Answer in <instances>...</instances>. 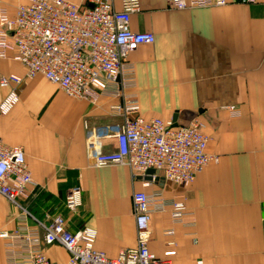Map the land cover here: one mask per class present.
<instances>
[{
  "label": "crops",
  "instance_id": "obj_1",
  "mask_svg": "<svg viewBox=\"0 0 264 264\" xmlns=\"http://www.w3.org/2000/svg\"><path fill=\"white\" fill-rule=\"evenodd\" d=\"M141 1L131 29L156 37L129 56L141 114L180 123L196 115L210 137L208 152L219 161L188 186L147 175L134 179L127 166L98 167L87 148V127L121 122L109 115L107 100L72 98L43 75L27 78L20 61L0 57V79L24 78L19 85L0 84V104L13 89L19 97L10 112L0 113V139L24 148L34 180L21 201L31 215L27 221L0 194V235L25 224L38 229V220L62 215L71 230L97 229V248L115 258L137 244L133 194L145 190L184 201L189 213L186 224L170 208L153 213L149 247L156 256L164 257L174 241L172 264H264V0L188 9H174L166 0ZM20 2L0 0V9L14 15ZM116 147L110 140L104 151ZM76 184L83 189V206L71 214L65 201ZM7 243L0 236V264H7ZM44 250L55 262L67 263L61 245Z\"/></svg>",
  "mask_w": 264,
  "mask_h": 264
},
{
  "label": "built area",
  "instance_id": "obj_2",
  "mask_svg": "<svg viewBox=\"0 0 264 264\" xmlns=\"http://www.w3.org/2000/svg\"><path fill=\"white\" fill-rule=\"evenodd\" d=\"M166 1L174 9L220 7L229 2ZM141 8V0H86L83 5L69 0H22L14 15L7 8L0 9V57L20 61L27 69V78L43 75L72 98L93 103L107 100L109 115L121 122L87 127V148L96 166H127L134 179L154 169L157 174L151 181L162 177L188 186L204 167L218 162L219 156L208 152L210 137L198 118L180 123L141 114L135 92L136 68L129 56L156 40L152 32L131 29V18ZM23 81L24 78L11 74L1 77L0 84L8 87ZM18 101L16 90H11L0 104V113L7 114ZM233 113L237 115L238 111ZM110 140L116 142V149L104 151V144ZM33 184L24 148L0 139V194L22 209L23 221L31 215L21 201ZM150 185L151 182H144L145 187ZM82 206L83 189L76 184L67 195L65 207L76 214ZM168 208L176 220L190 222L184 201L135 191L137 244L115 258L97 248V229L86 226L71 230L64 216H47L48 221H37L38 229L25 224L0 235L8 241L7 264H59L44 250L45 245L55 244L68 252L66 264H172L177 254L174 241L168 243L164 257L156 256L149 247L151 217Z\"/></svg>",
  "mask_w": 264,
  "mask_h": 264
},
{
  "label": "water",
  "instance_id": "obj_3",
  "mask_svg": "<svg viewBox=\"0 0 264 264\" xmlns=\"http://www.w3.org/2000/svg\"><path fill=\"white\" fill-rule=\"evenodd\" d=\"M196 115H194V116H192V117H187V120H193L194 118H196L195 117ZM155 174H157V171L156 170H154V169H149V170H147V172H146V179H148V180H151L152 179V176L153 175H155ZM141 178V177H140Z\"/></svg>",
  "mask_w": 264,
  "mask_h": 264
},
{
  "label": "rangeland",
  "instance_id": "obj_4",
  "mask_svg": "<svg viewBox=\"0 0 264 264\" xmlns=\"http://www.w3.org/2000/svg\"><path fill=\"white\" fill-rule=\"evenodd\" d=\"M14 205V204H13Z\"/></svg>",
  "mask_w": 264,
  "mask_h": 264
}]
</instances>
